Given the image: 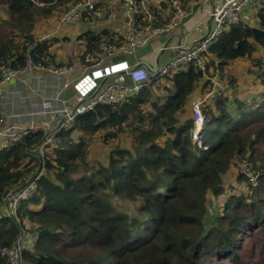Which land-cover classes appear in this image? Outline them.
Segmentation results:
<instances>
[{
  "label": "trees",
  "instance_id": "16d2710c",
  "mask_svg": "<svg viewBox=\"0 0 264 264\" xmlns=\"http://www.w3.org/2000/svg\"><path fill=\"white\" fill-rule=\"evenodd\" d=\"M167 1L150 6L154 24L171 15ZM177 1L186 6L188 0ZM75 2L0 0L5 10V16L0 13V65L20 68L27 57L48 65L56 61L53 47L61 42L73 48L70 62L97 52L102 43L123 40L106 29L88 30L78 38L61 32L37 41L43 26ZM253 19L252 25H230L210 45L203 55L205 71L195 64L182 67L121 104L100 105L79 116L43 152V163L30 151L44 131L0 151V202L42 165L34 195L18 209L20 222L0 213V264H7L1 252L15 245L21 230L34 235L31 251L22 255L25 264H204L212 258L235 259L242 236L264 226V100H241L255 90V82L262 83L259 93L264 96V0ZM86 21L92 20L81 22ZM78 49L82 52L76 53ZM236 63L245 72L246 85L234 75L225 76ZM252 73L256 81L250 82ZM217 75L239 88H231L229 97L212 92L211 101L203 103L202 137L208 147L203 151L192 143L193 118L187 112L199 84L203 89L208 84L209 91V78ZM212 137H218L216 146L208 142ZM93 140L104 145L105 164H91ZM239 162L252 169L249 176L237 173L236 178L246 181L248 192L229 195L223 213L209 218L207 193H225L223 176ZM116 198L137 203V215L130 218L117 210Z\"/></svg>",
  "mask_w": 264,
  "mask_h": 264
},
{
  "label": "built area",
  "instance_id": "2783aa9c",
  "mask_svg": "<svg viewBox=\"0 0 264 264\" xmlns=\"http://www.w3.org/2000/svg\"><path fill=\"white\" fill-rule=\"evenodd\" d=\"M155 1L157 4L154 5L157 7L158 2L164 0ZM255 1L260 4V0H212L206 34L190 46L178 44L176 56L164 66H156L151 71L143 66L130 65L124 60L117 59L133 56L137 50L144 48L159 36L174 37L176 30L194 13L191 7L182 6L177 0H168L167 3L172 6V13L166 22L156 25L147 6L149 3L146 4L147 0H79L74 4H68L56 21L58 28L38 34L37 41H49L61 33V27L73 26L85 17L94 22L110 23L117 4H120L124 22L123 40L119 43H102L97 52L85 53L82 58H74L69 63L52 62L42 65L27 57L20 68H12L6 63L1 64L0 102L11 94L10 90L19 86L32 94L31 97L39 98L40 112L37 115H41L42 120L38 124L32 122L33 125L29 126L16 122L5 125L0 119V151L37 131H44L42 141L30 151L31 154L38 155L43 163V152L54 147L57 134L67 130L79 116L93 111L100 105L121 104L129 96L141 92L149 84L161 81L172 71L182 67L195 64L200 70L205 71L203 55L208 52L210 45L230 25L247 22L248 16L245 12ZM44 74L54 78L51 82L45 81L43 89L47 90V95L40 93L42 90L39 86H34L35 83H41V76ZM211 83L215 91L221 94L228 92L224 82L212 80ZM69 89L72 90L71 96L66 97L65 93ZM203 103L202 99H196L191 103L192 142L198 148L206 150L207 147L203 145L201 138L205 121ZM236 167L242 174L248 176L252 171L247 162H239ZM41 174L42 170L20 187L9 189L3 202H0V213L5 210L7 216L17 223L20 222L18 209L24 201L34 195L36 181ZM33 237L32 233L21 230L15 245L1 252L7 258V264H25L22 255L24 251L32 248L30 239Z\"/></svg>",
  "mask_w": 264,
  "mask_h": 264
},
{
  "label": "crops",
  "instance_id": "0c3cea01",
  "mask_svg": "<svg viewBox=\"0 0 264 264\" xmlns=\"http://www.w3.org/2000/svg\"><path fill=\"white\" fill-rule=\"evenodd\" d=\"M154 4H155V2L153 0L151 5H154ZM186 4H187L186 6L191 7L194 10V13L192 14V16L189 19H187L186 21H184L181 24V26L176 30V34L174 35V37L173 36L167 37V35L159 36V37L155 38L153 41H151L153 43V45L155 46L154 49L141 48L135 52V54L132 57V60H127L126 58H128V57H126L124 59H117V60H124L127 63H129L130 65H140V66L145 67L147 70L151 71L156 66H164L169 60L174 58L177 54L176 47L178 46V44H181L183 46H190L195 40L201 39L206 34V32L208 31L209 16H210L209 14H210V10H211L212 0H188L186 2ZM51 21L48 22L47 24H45L38 34H41L44 31H53L56 28H58L57 24L54 22H51ZM247 22L252 25L254 23V19L250 18V20H248ZM106 29H109L108 33H113V35H115L118 38L123 37L125 30H124V22H123L122 17H121L120 4H117L115 6L114 17L110 23H101L98 21L94 22L93 20L92 21H86V22H79L73 26L61 27L60 32H62V34L70 35L73 38H78L81 33L88 31V30L98 33V32H101L103 30H106ZM53 50L56 54V61H54V62L69 63V62H67L68 61L67 59H69L71 54H73L72 46H70L69 44H66L64 42H61V43L55 44V46L53 47ZM58 57H62L65 59H61V60L57 61ZM240 67L241 66L237 67L236 73L239 76H243L245 74V72L243 70H241L242 67H241V69H240ZM53 79L50 75L44 74L41 76V83L40 84L35 83L34 86H36V87L39 86L42 90V92H40V93L47 95V90L43 89V87L45 85V81L51 82V81H53ZM209 80H211V81L213 80L216 82L217 81H222V82L225 81V79L223 77H220L218 75L210 77ZM162 82H161V84H162ZM239 82H241V80H239ZM198 87L199 88L197 89L193 98L191 99V103H192V101H194L196 99L204 98V96H206L208 93V90H207L208 84L206 85V88H204V89L202 87V83L199 84ZM21 89H23V88H21ZM212 90H216V89L212 87ZM71 93H72V90L69 89L68 91H66L65 96L70 97ZM31 96H32V94H30L29 92L27 93V98H22L21 95L14 96V97L8 96L6 103H4V101H3V104L0 105L2 122L6 123V124H10L12 122L17 121L16 119L11 120V119L7 118L8 110L9 111L14 110V108H16V110H18V111H19V109L23 110L24 114L30 113L32 104L34 102L39 101L38 97H35L34 98L35 101H34L33 97H31ZM223 97H225V96L223 95ZM228 97H229V94H228ZM2 112H3V114H2ZM189 112H190V116L192 117L191 110H189ZM4 114H5V116H4ZM21 114H23V113H21ZM188 116H189V114H188ZM41 120H42V116L41 115L38 116L37 114H35V115H29L28 117H25L24 118L25 122H20V123L30 126V125H33L32 122H35V124H38ZM2 214H4L3 216H7V213L5 210L3 211ZM31 249H30V251H31Z\"/></svg>",
  "mask_w": 264,
  "mask_h": 264
},
{
  "label": "rangeland",
  "instance_id": "374dc122",
  "mask_svg": "<svg viewBox=\"0 0 264 264\" xmlns=\"http://www.w3.org/2000/svg\"><path fill=\"white\" fill-rule=\"evenodd\" d=\"M77 1H79V0H76V2ZM152 2H153V0H147L146 4H148V3L151 4ZM149 4L147 6H149V8H151L150 6H153V5H149ZM156 4L157 3L155 1V5ZM258 8H259L258 1H255L253 3V5L246 10L245 14L249 17L248 20H250V18H253V16L255 15ZM3 12H4V16H5V10L2 8V6H0V13H3ZM55 20H57V18L53 19L51 22H55ZM151 43H149L147 46H145L144 49H154L155 46L153 45V43L152 44ZM81 50L82 49H78V50H75V52L80 53ZM132 57L133 56H128V58H126V59L132 60ZM61 59H65V58L58 57L57 61L61 60ZM238 66H239L238 63H236L234 66L230 67L229 71L227 72V74L225 76H227V75L233 76L234 75V77L238 81L241 80V84L246 85L245 79L242 78L244 76H239L236 73ZM219 76L222 77V75H219ZM248 76L250 77V82H253V80L256 81V79L254 77V73L248 74ZM227 81L225 80L224 84H226V87L228 89V94H229V90H231V88L233 89V91H237V89L239 87L237 85L232 87L230 85V83ZM261 84H262L261 82L260 83L255 82L254 83V86L256 87L255 90L251 91L250 94L245 93L243 95V96H245V99H244V97H242L241 100H246L247 98H253L254 96L257 97L258 100H264V96L261 93H259L260 89L262 88ZM209 86L211 88V89H209L210 92L208 91L207 95L204 96V98H202L205 103L211 101L209 98L212 95V92H215V90H212L211 80H209ZM257 90H258V92H256ZM10 91H11V94L8 96L14 97V96L21 95L22 98H27V90L21 89L19 86H16L14 89H12ZM246 91H247V89L245 88V89H243L237 93H243ZM228 94H226L224 96L226 97ZM260 94L262 96H260ZM8 96L4 97V103H6ZM33 99H34V97H33ZM34 101H35V99H34ZM190 110H191V106H190ZM39 112H40V104H39V102H34L32 104L30 113L24 114L23 110L19 109V111H18V110H16V108H14V110H10V111L8 110L7 118L11 119V120L16 119L17 120L16 122L21 124L20 122H25L24 121L25 117H28L29 115H35ZM21 113H23V114H21ZM187 114L190 115V112L188 111ZM59 133L57 134V137H58ZM217 141H218V137L208 138V142L211 146H216ZM261 142L262 143L260 144V148L262 150H264V139H261ZM104 148L105 147L100 140H93V142H91V148L89 151H90L91 164L92 165H95V162H97V161H99V162L103 161L104 164L106 163L107 155H106V153H104ZM237 173L242 174V171L239 170L235 166V169H234V167L230 168V175L227 176V174H226L225 176H223L222 185L224 187L225 193L221 194L218 197L213 196L211 193H207L206 198H207V209H208L209 218H213L214 216L221 215L223 213L224 205L227 202L229 195L238 196V194H244L245 192H248L245 190L246 186H243V184H246V181H237L236 180V178L238 177ZM113 206L117 210L123 211L130 218L137 215V209L139 207L137 203H129L125 200L118 199V198H116L113 201ZM240 246H241L240 250L237 251L235 259L231 260V259H227L225 257H222L223 259H220V258L213 259L212 258V259L207 260L204 264H264V226L257 227L256 229L252 228V230L250 232H248L246 235L242 236Z\"/></svg>",
  "mask_w": 264,
  "mask_h": 264
},
{
  "label": "clouds",
  "instance_id": "9594fccd",
  "mask_svg": "<svg viewBox=\"0 0 264 264\" xmlns=\"http://www.w3.org/2000/svg\"><path fill=\"white\" fill-rule=\"evenodd\" d=\"M192 112V111H191ZM204 115V114H203ZM193 118V117H192ZM205 118V117H204ZM204 123H205V121H204ZM203 128H204V124H203ZM203 128H202V133H201V138H202V142H203ZM193 129V128H192ZM191 140H192V131H191ZM193 143V142H192ZM193 145H195V144H193ZM204 145V144H203ZM204 146H206V145H204ZM195 147L196 148H198L196 145H195ZM207 147V146H206ZM198 149H200V148H198ZM200 150H202V149H200ZM206 150H208V147H207V149ZM206 150H203V151H206Z\"/></svg>",
  "mask_w": 264,
  "mask_h": 264
},
{
  "label": "water",
  "instance_id": "95a60500",
  "mask_svg": "<svg viewBox=\"0 0 264 264\" xmlns=\"http://www.w3.org/2000/svg\"><path fill=\"white\" fill-rule=\"evenodd\" d=\"M40 160V162H41V159H39ZM42 170V165H40V168H39V172Z\"/></svg>",
  "mask_w": 264,
  "mask_h": 264
}]
</instances>
